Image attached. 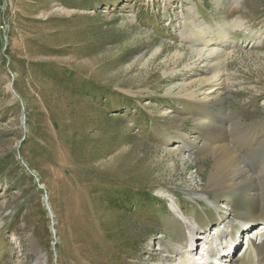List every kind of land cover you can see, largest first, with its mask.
<instances>
[{
    "label": "rangeland",
    "instance_id": "374dc122",
    "mask_svg": "<svg viewBox=\"0 0 264 264\" xmlns=\"http://www.w3.org/2000/svg\"><path fill=\"white\" fill-rule=\"evenodd\" d=\"M199 26L228 34L221 66L192 52ZM219 67L220 102L183 96ZM218 141L249 181L218 172ZM0 164V264H180L187 224L264 264L243 227L264 201V0H0Z\"/></svg>",
    "mask_w": 264,
    "mask_h": 264
},
{
    "label": "bare ground",
    "instance_id": "6f19581e",
    "mask_svg": "<svg viewBox=\"0 0 264 264\" xmlns=\"http://www.w3.org/2000/svg\"><path fill=\"white\" fill-rule=\"evenodd\" d=\"M193 10V8L191 9ZM242 24H238V26H241ZM196 35L195 38L197 39V44L193 45L192 52L195 54L197 59L201 62H205V65H210V67L213 66V64H220L226 61L227 56H228V47L226 45V42H228V34L226 32H221V44L214 46L212 43H210V40L207 39L208 33L204 31V29H201L199 26L198 29H196ZM223 44L226 45V47L223 46ZM159 50H157L158 52ZM176 56V55H175ZM219 66V65H218ZM195 67L194 65L188 66V68H193ZM216 67V66H215ZM216 70V69H215ZM194 79V78H193ZM190 83L194 82H200L201 86L196 91L189 92L187 91L188 89L186 88V83L180 84L179 87H181L180 91H187L183 96L188 97L192 99L194 103L201 104L203 102L209 103L215 100L216 102H220L222 98V92H223V87L227 82V78L223 72V70L219 67L218 70H216L215 74L213 77H209V79H205L203 81L199 80H193ZM189 85V84H188ZM207 86L206 89H202V87ZM184 89V90H183ZM198 123V122H197ZM230 144V143H229ZM228 144V145H229ZM207 148V146H206ZM210 150L213 151L214 156H215V167L217 168L218 172H222L223 176L226 177L225 175L227 174L230 177L231 170L233 169V173L235 172L236 176L241 178L242 183H246L249 181V174L251 173V170L248 165H246L243 161L240 160V157L237 156L235 153H233L226 144H222L221 142H217L214 145L210 146ZM263 170V169H262ZM264 171V170H263ZM240 173V175H239ZM254 173V172H252ZM238 174V175H237ZM247 174V176H246ZM257 174V173H256ZM253 176V175H252ZM223 177V178H224ZM235 176L230 177L229 179L227 178L226 181H235ZM224 180V179H223ZM238 182V181H237ZM240 182V183H241ZM248 186V185H247ZM236 187V186H234ZM252 187V186H251ZM238 188V187H236ZM248 189V188H247ZM243 192V191H242ZM247 191L245 190V193ZM258 192V191H257ZM248 193V192H247ZM229 194V193H228ZM258 199V198H257ZM256 205V204H255ZM262 208L261 216H250L248 218H245V222L243 223V227H247V235H248V240H247V246L248 249L251 250L253 248H257L261 243L264 244V232L257 231V232H248L250 227H252V223H248L249 221H254L257 220L258 218L262 217L264 219V201L260 204ZM176 209L177 207L174 206ZM177 212L180 213V211L177 208ZM247 221V222H246ZM196 224H187V230L192 236L191 242H192V247L191 249L184 251H175L173 254L174 257H177L180 264H212L211 260L213 258H216L217 255H219V258H217V264H242L244 261L246 263H253L256 260L250 261V257L240 259L237 257H234L233 254L229 253L227 254V248L221 249L220 251H215L213 250L214 246L213 244H209L206 240L207 237H203L206 233H200L196 232V227H194ZM262 229V228H261ZM222 230V229H221ZM224 233V232H223ZM200 235V236H199ZM231 237V236H230ZM238 239V238H237ZM239 240V239H238ZM237 240V241H238ZM223 244V243H222ZM231 251L233 252L234 244L232 245L231 243ZM261 251V250H260ZM253 252V250H252ZM222 253V254H221ZM216 254V255H215ZM221 254V256H220ZM257 254V253H256ZM254 258V257H253ZM259 260V259H258ZM216 262V261H215Z\"/></svg>",
    "mask_w": 264,
    "mask_h": 264
},
{
    "label": "trees",
    "instance_id": "16d2710c",
    "mask_svg": "<svg viewBox=\"0 0 264 264\" xmlns=\"http://www.w3.org/2000/svg\"><path fill=\"white\" fill-rule=\"evenodd\" d=\"M95 93L98 94L101 92L95 91ZM0 166H1V164H0ZM131 198L132 197H129L128 199L130 200ZM135 198L139 199V201H140L139 205H138L139 210H145L146 206H144V203L148 202V204L151 206L150 208H152V210L158 211V208H162L163 213H165V215L169 213L167 207L164 206L165 204L163 202H161L160 200H158L157 198L153 197L151 194L141 192L139 194H136Z\"/></svg>",
    "mask_w": 264,
    "mask_h": 264
}]
</instances>
